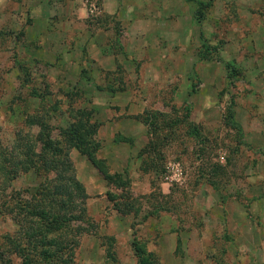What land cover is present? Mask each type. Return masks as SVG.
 Returning a JSON list of instances; mask_svg holds the SVG:
<instances>
[{
    "label": "rangeland",
    "instance_id": "obj_1",
    "mask_svg": "<svg viewBox=\"0 0 264 264\" xmlns=\"http://www.w3.org/2000/svg\"><path fill=\"white\" fill-rule=\"evenodd\" d=\"M89 2L98 8L89 12ZM98 2L0 0V144L24 130L25 116L37 114L51 128L64 127L69 107L83 108L99 124L94 140L101 148L95 156L104 160L109 172L127 180L121 190L114 183L106 186L89 174L92 166L83 156L68 151L74 174L88 195L85 208L93 231L80 236L75 263L135 264L132 238L145 243L157 264H249V259L263 258L264 230L229 233L226 226L229 210L236 217L245 212L250 222L259 221L255 216L264 211V90L258 84L264 75H252L250 61L244 58L251 46L244 13L234 0H176L195 13V38L186 52H174L172 59L161 62L158 41L150 60L138 59L134 82L133 76L121 74L133 82L128 93L145 101L143 116L158 113L157 133L138 150L135 137L117 131L118 108L103 101L109 95L101 90L106 75L93 73L89 59L75 60L79 54L86 56L88 43L103 36L99 29L110 20ZM64 20L76 21L70 32L62 26ZM204 48L209 51L207 59L199 60L197 54ZM63 52L72 58L71 66L61 60ZM146 65H153L157 74L147 73L144 81L138 72H145ZM229 69L236 71L234 76ZM228 110L231 121L226 118ZM110 115V127L103 129ZM174 120L178 122L173 125ZM183 120L199 126L201 140L186 133ZM130 122L127 136L142 128ZM41 179L29 172L12 186L32 189ZM126 202L128 212L113 209V203ZM14 227L0 215V235ZM205 227L203 238L200 232ZM103 236L114 238L113 262L105 257Z\"/></svg>",
    "mask_w": 264,
    "mask_h": 264
},
{
    "label": "trees",
    "instance_id": "obj_2",
    "mask_svg": "<svg viewBox=\"0 0 264 264\" xmlns=\"http://www.w3.org/2000/svg\"><path fill=\"white\" fill-rule=\"evenodd\" d=\"M208 54V49L204 48L197 57L206 60ZM228 72L232 76L236 73L234 69ZM66 112L67 124L56 128H51L43 116H25L22 118L24 130H17L9 143L0 144V215H6L15 226L12 232L0 235V264H76L74 251L80 236L93 234V231L89 230L92 222L85 208L88 195L74 174L69 150L83 156L106 186L114 183L121 190L127 183L119 173L109 172L104 160L95 156L99 145L94 135L99 124L91 120L92 113L71 107ZM157 115L153 112L139 116L150 129V137L158 130ZM226 118L231 121V110ZM176 122L178 120L172 121L173 125ZM183 123L187 134L196 140L202 139L198 125L186 120ZM29 172L42 177L41 181L32 189L15 190L12 183ZM112 206L116 212L124 214L130 204L113 203ZM103 239L105 257L113 262L114 238L103 236ZM130 244L135 264H157L142 240L132 238Z\"/></svg>",
    "mask_w": 264,
    "mask_h": 264
},
{
    "label": "crops",
    "instance_id": "obj_3",
    "mask_svg": "<svg viewBox=\"0 0 264 264\" xmlns=\"http://www.w3.org/2000/svg\"><path fill=\"white\" fill-rule=\"evenodd\" d=\"M159 1L153 0L152 4H147L146 0H99V10L110 16V20L99 29L103 36L96 37L99 38L96 41L94 37L88 43V48H85L87 51L86 56L82 57L79 54L75 58L79 62L83 60V63H85V59H89L93 73H101L102 76L106 75V79L104 77L101 79V90H108L107 93L109 95L103 101L106 106L118 108L115 121L117 131L124 133L125 137H135L133 139L138 143V150L145 145L146 140L150 137L146 132L147 125L142 123L139 117L145 111V101H141L135 94L128 93L130 91L129 84L132 83L133 85L136 80L135 67L139 61L138 59L150 60L152 53L157 49L154 47L159 41L162 45L160 49L158 48V60L161 59V62L162 60H170L174 57V52H186L195 38L193 31L196 25L194 26L195 18L192 17L195 13L192 8L186 4L184 8L182 4L175 3L176 0H161L162 5L159 6ZM234 2L239 13L243 12L245 15L244 22L246 27L250 28L246 41L251 46L244 58H248L250 61L249 65L252 66V71L254 72L252 75H264V0H234ZM89 4V12L95 11L93 10L94 8H98L93 2H89ZM72 7L73 4L70 3V8ZM74 24H76L75 20H64L62 26L65 27L66 31L70 32L69 28ZM174 45H178L180 49L175 51L173 49ZM66 52H63L61 60L63 62L69 61L68 63L71 66L73 64V62H70L72 58ZM60 65L59 67L62 68ZM75 66L77 67V62ZM152 66L146 65L144 67L145 72H138L139 75L143 74V78L145 77L144 81L147 79V73L150 77L157 74L156 70L151 68ZM153 68L155 67L153 66ZM121 74L128 76L129 79L133 76V82L127 81L126 79L128 78L121 77ZM252 82H254L253 79ZM258 84L264 90V76L259 79ZM111 117L112 115L108 116L106 123L101 125L103 129L105 128L104 126L110 127L109 120ZM129 121L134 123L132 125L136 126L139 124L142 128L135 134L127 136V133H129L127 122L129 123ZM108 133H110V130H108ZM110 137H112V133H110ZM118 144L125 143L118 142ZM99 147L101 148V144ZM120 172L125 173L126 171L125 169H120ZM89 174H95V176L99 177L101 183H104L93 167H90ZM95 180H98V178ZM233 200L234 198L231 197L230 203H234L232 202ZM229 211L226 216V226L229 233L254 227L264 230V211L257 212L255 217L259 221L254 222H250V218L245 212L236 217L235 213L231 212V210ZM200 235L205 238L207 227L200 232ZM260 246L264 250L263 242L260 243ZM250 250H253V248H250ZM249 264H264V256L259 259H249Z\"/></svg>",
    "mask_w": 264,
    "mask_h": 264
}]
</instances>
